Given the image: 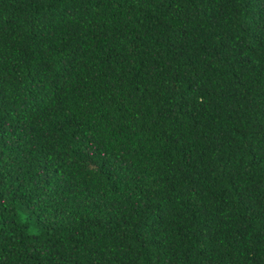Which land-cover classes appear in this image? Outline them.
<instances>
[{"label":"trees","instance_id":"1","mask_svg":"<svg viewBox=\"0 0 264 264\" xmlns=\"http://www.w3.org/2000/svg\"><path fill=\"white\" fill-rule=\"evenodd\" d=\"M0 264H264V0H0Z\"/></svg>","mask_w":264,"mask_h":264}]
</instances>
